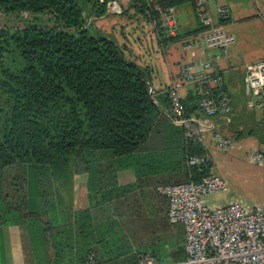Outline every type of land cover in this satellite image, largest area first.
I'll list each match as a JSON object with an SVG mask.
<instances>
[{"label":"trees","instance_id":"obj_1","mask_svg":"<svg viewBox=\"0 0 264 264\" xmlns=\"http://www.w3.org/2000/svg\"><path fill=\"white\" fill-rule=\"evenodd\" d=\"M194 1L156 3L195 10ZM0 11L22 22L0 27V227L22 229L31 264H83L90 255L97 264H136L141 254L184 260L183 226L169 222L157 187L199 181L212 163L188 164L206 148L170 122L167 89L151 93L148 69L93 25L104 3L0 0ZM130 11L142 13L128 6L121 16ZM154 19L160 46L202 30L167 38ZM209 76L215 86L190 85L182 96L185 117L204 116L201 98L218 104L226 95L222 71ZM241 135L261 140L264 116ZM123 170L134 180L120 184ZM79 175L86 180L76 192Z\"/></svg>","mask_w":264,"mask_h":264},{"label":"built area","instance_id":"obj_2","mask_svg":"<svg viewBox=\"0 0 264 264\" xmlns=\"http://www.w3.org/2000/svg\"><path fill=\"white\" fill-rule=\"evenodd\" d=\"M209 1H194V16L202 30L180 40L188 57L180 60L174 80L167 87L170 100L168 118L173 125L184 129L186 138L204 145L209 134L211 143L226 151L232 148L234 141L216 131L215 119L219 117L225 120L226 125L231 123L227 115L230 108L228 96L223 95L218 104L210 97H203L199 100V106L204 116L185 117L180 93L183 86L197 83L211 86L209 73L218 68V61L227 54L226 48L235 42L234 34L227 31L225 23L220 22L230 16L228 8L219 6L214 15ZM100 2L105 5V16H121L131 6L142 12L140 16L152 22V27L156 24L154 18L157 16L159 26L167 38H176L180 32L176 8H162L156 0ZM21 15L23 18L29 17L27 12ZM211 50H217V53H211ZM244 69L247 107L264 116V59L248 63ZM150 92L156 91L151 88ZM253 156L257 161L263 158L261 154ZM204 162H210L207 151L193 155L188 160L190 166ZM227 190V181L212 172L196 182L157 187L159 194L168 199L169 222L181 224L184 229L185 258L167 264H264V195L259 204L250 205L235 199L222 205H206V196ZM83 264L97 263L93 255H90ZM136 264L165 263L150 254H141Z\"/></svg>","mask_w":264,"mask_h":264},{"label":"rangeland","instance_id":"obj_3","mask_svg":"<svg viewBox=\"0 0 264 264\" xmlns=\"http://www.w3.org/2000/svg\"><path fill=\"white\" fill-rule=\"evenodd\" d=\"M132 14L134 13L131 12L130 15ZM176 15L182 26L184 25L183 27L186 28L188 26L186 25L187 21L192 20V18L194 17V10L188 4L181 5L176 7ZM127 17L118 21L121 22L122 24H125V22L129 20V18ZM125 19L128 20L126 21ZM130 20H131L130 21L131 26H134V28L131 27L129 30L130 31L134 30V31L131 32L129 31L130 33H128V35L131 38V43L128 41L127 42L129 43V46L134 48L136 51H139L141 47L142 48L145 47L144 42L147 41L146 38L151 37L149 28L151 29L153 28L152 22L147 21L146 19L140 17L139 15L135 17L132 16ZM101 21H102L101 23L102 25L100 26H103L105 30H103V28H99L98 29L99 32L101 34L114 37V34L107 32V30L108 31L110 30L108 26L113 21L116 22V17L105 16V18ZM21 23H22L21 20H16V22H12V21H7L4 15L0 16V27L4 26V24H8L9 26H13V25L18 26ZM95 24L96 23L94 22L93 19V25ZM241 26L245 27L244 33L252 35L251 39L247 40L252 50H255V52L258 54L264 55V29L263 28L255 29L252 23ZM136 30H138V32ZM116 31L118 32L117 35L119 36L120 32L118 30ZM136 39L138 41H136ZM118 40L120 42H124L122 38H119ZM175 44H177V42ZM246 46L247 45H244V49H242L241 47L239 48V50L241 51V56L237 60H231L234 69L231 72H227L226 75L227 79L232 84V86L229 88V94H230L229 97L232 101L231 104L232 110L229 115L232 119V122L230 123L231 129L234 130L237 129V127L239 126L238 124L243 125L245 130H247L249 128V124L257 123L261 116L257 111H254L247 107L248 98L247 97L245 98V96L243 95L244 85H242V83L244 84V82L242 81V78L244 79V74H245L244 68L246 64L252 63L249 62V60H247L248 58L247 56L243 55L246 52L245 51ZM229 48H232V46L226 48L227 52L228 50H231ZM160 55L161 57H163L162 54ZM127 56H129V54ZM187 57L188 56L186 54V58ZM130 59H132V57H130ZM210 84L211 86H215V82L213 81H211ZM222 123H223V119L221 118L215 121L216 131H218L221 134L222 133L227 134L226 132L228 131L224 127L221 130L217 129L220 128ZM208 136L210 135L208 134L205 139L206 147L210 143V141H208ZM262 140H264V136H262ZM209 148L213 157L215 172L217 175L221 177L223 176L222 178L226 179L228 190L225 192L212 193L206 196L204 198L206 205L207 206H212L214 204L222 205L228 203L231 199H242L250 204L261 202L264 193V184L262 181L264 171L262 169H259L255 165L251 164L249 161H247L245 159L243 151L236 152L235 155H230L229 158L224 159V156H226L225 154L216 151L212 147ZM125 172H128L130 175H132L131 171L127 170ZM120 174L123 173L120 172ZM75 178H76L75 188L78 189L85 182L86 176L79 175L76 176ZM22 233H23L22 229L19 226L0 227V264H16V262L18 263L25 262L26 254L23 249L24 243H23ZM13 251L15 252V258L13 257L12 254Z\"/></svg>","mask_w":264,"mask_h":264},{"label":"crops","instance_id":"obj_4","mask_svg":"<svg viewBox=\"0 0 264 264\" xmlns=\"http://www.w3.org/2000/svg\"><path fill=\"white\" fill-rule=\"evenodd\" d=\"M219 6H226L230 12V16H229V22L225 23L226 24V29L228 32L234 34L235 36V42L231 45L232 48H229L231 50H228L227 54L220 58V60L218 61V68L222 71L223 73V79H224V83L226 85V89H227V95L229 97V88L232 86L231 82L227 79L226 75L227 72H231L234 69V66L232 64L231 60H237L240 56H241V51L239 50V48L241 47L242 49H244V45L246 46L245 49V53L243 55L247 56V60H249V62H256V61H260L264 59V55L263 54H258L255 52V50H252V48L250 47V44H248L247 40L251 39L252 35H249L247 33H244L245 31V27L241 26V25H246V24H250L252 23L253 27L256 28H263L264 29V0H210L209 1V7L212 10V12L215 15V11L216 8ZM132 11H130L131 13ZM133 13V12H132ZM139 15V14H138ZM138 15H132V16H138ZM128 16V15H127ZM126 16V17H127ZM132 16H129L125 19L127 22H125V24H122L121 22H119L121 19L126 18L125 16H115L116 17V22H112L108 27H109V31L107 30V32L113 33L114 34V38L119 42V44H121L122 46H124L125 48V52L126 54L130 57H132L133 61H135L137 64L144 65L142 67H145L148 69L150 77H151V85L152 88L156 91V92H163L167 89V87L173 82L175 74L177 73L178 70V64L180 62V60L184 59L186 57V53L184 52V50L181 47V43L180 41L177 42V44L175 43H171L168 44L166 46H160L157 42V34L155 33L154 28H149V32H150V36L149 38H146V42H144V48H140L139 51H136L134 48H132L131 46H129V43H131V38L128 35V33H130L131 31L134 30H129L131 27L134 28V26H131L130 23V19L132 18ZM141 17V16H140ZM255 17V18H254ZM105 18V16L103 17H99L94 19V22L96 23L95 26L97 29L99 28H103L102 25V21ZM119 20V21H118ZM120 23V24H118ZM113 24V25H112ZM180 24V32L184 31L185 29L188 30H192L198 27V22L195 18V16L192 18V20L187 21L188 25L186 28H184L182 26V24L179 22ZM103 30H105L103 28ZM118 30L120 32L119 36L117 35V31ZM130 31V32H129ZM138 32V30H136ZM258 31V29H257ZM134 33V32H133ZM122 38L124 40V42H120L118 39ZM127 43H126V42ZM136 41H138L136 39ZM230 46V47H231ZM143 49V50H142ZM211 53H217V50H211ZM163 57H161V55ZM139 58V59H138ZM163 59V61H162ZM140 60V61H139ZM243 76V74H242ZM243 81V78H242ZM242 85H244L242 83ZM190 85L188 86H183L180 89V93L182 96L185 95V93L189 90ZM243 95L245 96V98L247 97L245 94V89L243 87ZM230 99V97H229ZM231 101V99H230ZM232 104V101H231ZM232 109V108H231ZM261 117V116H260ZM219 120L220 118L217 117L216 120ZM232 122V119H230ZM220 123V122H218ZM257 124V123H255ZM255 124H249V126H254ZM239 126L237 127L236 130L231 129V125H226L225 120H223V123L221 124L220 128H217L219 130H221L223 127L228 131L226 132L227 134H223V136L227 137V138H231L234 141V144L232 146V148H230L229 150L223 151L220 150L218 148H216L210 140V136H208V141H210L209 145L206 147V144H204L206 150L209 152L208 154L210 155V162L212 163V169L211 172L215 173V168H214V162H213V157L212 154L210 152V148L212 147L213 149H215L216 151L221 152L222 154H225L226 156H224V159H227L230 157V155H235L236 152L239 151H243L245 159L247 161H249L251 164L255 165L256 167H258L259 169H262L264 171V140H259L258 137H255L254 135L251 136H240L239 138L237 136H235L238 131L242 130L244 128L243 125L238 124ZM239 135V134H238ZM255 154V156L258 154L262 155V160L257 161V158H255L253 155ZM127 170H123L120 171L123 174H120V172H118V181L120 184H127L131 181L134 180V175L132 173V175H130L128 172H125ZM130 171V170H128ZM223 177V176H222ZM86 180V178H85ZM226 180V179H225ZM263 184H264V175H263ZM77 188H75V191L77 192ZM264 195V193H263ZM263 198V197H262ZM231 200H235V199H231ZM230 200V201H231ZM237 200H242V199H237ZM244 201V200H242ZM247 202V201H245ZM260 203V202H259ZM259 203H254V204H259ZM250 204V203H248ZM253 205V204H250ZM183 233H184V229H183ZM25 249V248H23ZM22 250V249H21ZM131 250V249H130ZM25 251V250H24ZM134 251V250H132ZM185 251V250H184ZM13 257L15 258V252H12ZM23 256V255H22ZM29 263L31 264L32 261H29V259L27 258V255L25 257V262H21L18 263L16 262V264H26Z\"/></svg>","mask_w":264,"mask_h":264}]
</instances>
